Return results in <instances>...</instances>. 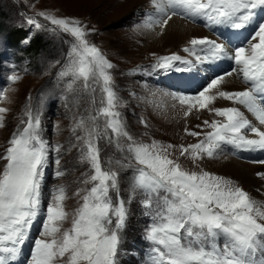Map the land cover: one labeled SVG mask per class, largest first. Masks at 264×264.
Segmentation results:
<instances>
[{
	"label": "snow or ice",
	"instance_id": "snow-or-ice-1",
	"mask_svg": "<svg viewBox=\"0 0 264 264\" xmlns=\"http://www.w3.org/2000/svg\"><path fill=\"white\" fill-rule=\"evenodd\" d=\"M150 3L154 14L134 28L154 32L158 27L160 32L156 34L161 35L173 17H180L192 24L202 23L221 38L218 42L193 36L183 51L194 60L173 53L157 56L151 65L133 70L150 78L179 74L166 87L147 85L145 81L146 92L149 96L167 95L175 102L173 107L178 105L183 110L184 117L193 110L206 109L223 118L204 120L207 131L185 128L188 136L202 138L180 145V156L199 167L205 159L227 158V154L264 153V0ZM37 15L50 26L35 18L26 23L72 38L57 81L66 83L67 92H72L77 82L90 93L99 86L100 107L94 108V115L89 111L87 117H73L75 142L70 141L67 148L44 139L41 106L29 103L25 109L27 119L22 123L26 126L13 132L0 155L5 162L0 168V264H57L61 258L64 264H121L134 201L146 218L141 229L142 239L149 244L144 264H264V202L252 198L231 178L203 169H184L178 158H171L170 150L177 146L155 139L146 143L134 137L119 111L122 98L113 75L116 65L89 39L96 30L78 18L44 11ZM245 29H250L247 35H243ZM200 52L204 55H198ZM224 62L229 63L228 69L206 73L205 69ZM56 64L60 62L50 66ZM233 77L249 86L224 90L233 84ZM21 79L15 73L8 77L13 83ZM9 91L17 89L0 90V100L11 102ZM218 98L234 106L210 107ZM235 105L246 109L255 122ZM9 111L0 107V128L5 127ZM140 122L147 127L142 118ZM53 128L59 131L58 124ZM101 141L104 146H113L120 158L102 160ZM72 148H77L76 163L88 169L81 174V183L91 186L75 193H84L83 203L73 213L71 227L62 230L68 218L64 208L66 186L48 188L45 208V175L49 167H54L52 175L64 177L68 169L61 161ZM258 162L264 164V159ZM125 172L128 175L122 179ZM122 184L126 185V196L121 195ZM34 227L37 237L32 239Z\"/></svg>",
	"mask_w": 264,
	"mask_h": 264
},
{
	"label": "rangeland",
	"instance_id": "rangeland-1",
	"mask_svg": "<svg viewBox=\"0 0 264 264\" xmlns=\"http://www.w3.org/2000/svg\"><path fill=\"white\" fill-rule=\"evenodd\" d=\"M0 0V90L5 88L17 89L15 92L9 91L8 100H0V107H7L10 111L5 116V127L0 128V155H3L8 147L14 131L22 129L26 120L25 109L29 103L35 107L41 106L42 109V126L43 137L50 144L59 143L67 148L69 142H75L72 134V128L75 124L73 117H87L89 111L95 114L94 108H99L101 93L99 86L96 87L95 93L85 91L82 82L74 85L72 92L66 91V83L58 82L56 79L60 65L65 62L66 54L69 51V42L71 37L61 34L59 36L44 29H36L26 23L29 18H35L42 24L50 22L39 17L37 13L44 11L55 14L58 17H74L94 28L95 34L89 37L90 41L95 43L106 54L108 59L116 65L113 70L114 80L117 85L119 96L122 98V106L119 111L125 117L131 134L150 143L153 139L164 143L177 146L171 149V158H178L182 167L189 171H200L201 169L231 178L238 182L250 196L259 202H264V164L258 161L264 159L262 156H250L260 152H244L239 155L227 154L215 160L205 159L200 162V166L195 164L184 156H180L178 147L180 145H189L196 143L202 137H191L185 133V128L194 131H207L203 121L209 122L213 119H223L216 117L205 119L199 117L200 111H193L187 117H184L183 110L171 100L170 97L163 93H157L156 96H149L145 90V81L147 85L155 86L157 84L168 86L172 84L175 77L159 75L157 77H147L136 74L133 70H139L141 67H147L155 62L157 56L178 54L182 57L195 58L183 51L182 45L172 47L170 45L156 55H152L149 49L142 50L143 42L141 41L142 28H134V24H142L149 14H154V8L150 0H136L128 4L119 0ZM88 2V3H87ZM109 2V4H108ZM86 3V4H84ZM88 4V5H87ZM82 10V11H81ZM183 19V18H181ZM188 21V20H187ZM190 22V21H189ZM206 33L205 36L217 39L216 33H210L202 23H197ZM249 29H245L246 31ZM144 33V31H143ZM210 35V36H208ZM137 36L139 41L132 45V37ZM221 38H218L220 40ZM39 41L40 46L34 49L33 43ZM198 55H203L202 52ZM59 61L60 64L50 66L53 62ZM228 62H225L227 66ZM214 68H211V71ZM215 71V69H214ZM217 72V71H216ZM13 73L22 77L18 82H11L8 77ZM247 85L246 87H248ZM245 87H242L244 89ZM135 93V96L130 95ZM29 95L31 97L29 101ZM93 95L96 103L93 104ZM66 97V99H61ZM226 107H232L229 104ZM241 109L245 112L242 106ZM249 114V119L255 122V118ZM204 115H207L204 114ZM141 118L146 122L147 127L141 123ZM252 118V119H251ZM204 119V120H203ZM203 120V121H202ZM202 121V122H200ZM102 123V121H101ZM58 124L59 131H54L53 125ZM200 125V128L196 126ZM147 133V135H145ZM77 135L80 131L77 130ZM251 135V134H249ZM102 160L107 157L119 159L120 154L113 146H104ZM234 158L239 163H246L245 172L247 176L240 177L236 173L221 169L218 165L225 164L227 159ZM77 148H72L63 156L61 164L68 171L64 177L55 178L52 173L54 167H49L45 175V200L44 206L48 203V188L52 185H65L67 199L64 202L65 211L68 218L62 224V230L71 227L72 215L75 210L83 203L81 197L83 192L76 195L78 189L90 187L81 183L82 173L88 171L86 166L76 163ZM223 160V161H222ZM237 161V162H238ZM5 162L0 160V168ZM243 172V171H238ZM122 179H126L128 173H122ZM126 187L122 184V196H126L123 189ZM132 216L130 217L128 228L125 232L124 244L120 256L121 264H144L146 253L149 249L148 242L142 239L141 229L146 223V218L141 215L139 204L134 201L131 205ZM37 237V227L31 232V238ZM222 243V241H221ZM31 247V242H29ZM27 251V249H25ZM57 264H64V258L57 261Z\"/></svg>",
	"mask_w": 264,
	"mask_h": 264
},
{
	"label": "bare ground",
	"instance_id": "bare-ground-1",
	"mask_svg": "<svg viewBox=\"0 0 264 264\" xmlns=\"http://www.w3.org/2000/svg\"><path fill=\"white\" fill-rule=\"evenodd\" d=\"M115 1H117V0H115ZM119 1L131 4V3L135 2L136 0H119ZM89 2L91 3V0ZM84 4H86V3H84ZM108 4H109V2H108ZM143 31H144V33L141 35V41L143 42V46L141 47L142 49H140V51L150 48L151 50H149V51L153 52V53H158L160 51H163V49L167 48V46H164V45H170L172 47H176V46L181 45V44L179 45V43L184 42L187 44V41L193 36L204 37L206 35L205 31L199 25L192 24L191 22L187 21L186 19H181L180 17H173L172 20L169 21V26L164 29V32L161 35L156 34V33L160 32V29L158 27L155 29L154 32L150 31V30H143ZM208 36H210V35H208ZM137 41H139L138 37L133 36L132 40H131L132 45H134ZM186 44L182 45L181 48H184V46H186ZM219 66L220 65H218V67L214 65L211 68H214L215 71L219 72V69H220ZM211 68L205 69V71L208 75L211 74ZM228 68H229V65L225 66V68H223V69H228ZM246 86H247V84H244L240 78L233 77V84L229 88L224 89V90H242V87H246ZM214 92H215V90H213V93H211V94H214ZM229 104L231 106H234L231 101H229ZM227 105H228V101L221 100L218 98L214 102L213 105H210V107H226ZM235 106L240 107L239 105H235ZM193 111H196V110H193ZM198 111H200V113H199L200 119L203 116L207 117L205 119H213V118L217 117L214 113H209L206 109L205 110H198ZM206 113H207V115H204ZM245 115L248 116V118L250 117L248 113H245ZM202 121H200V122H202ZM227 160L228 161H226L225 164H222V166H220L221 164H219L218 166L221 167V169L223 168V170L234 172L240 177L247 176V172L244 171L245 167L247 166L246 163H239L240 161H238L234 158H230ZM238 171H243V172L239 173Z\"/></svg>",
	"mask_w": 264,
	"mask_h": 264
},
{
	"label": "trees",
	"instance_id": "trees-1",
	"mask_svg": "<svg viewBox=\"0 0 264 264\" xmlns=\"http://www.w3.org/2000/svg\"><path fill=\"white\" fill-rule=\"evenodd\" d=\"M39 41H35L34 43H33V46L32 47H34V49H37L39 46H40V42L38 43Z\"/></svg>",
	"mask_w": 264,
	"mask_h": 264
}]
</instances>
